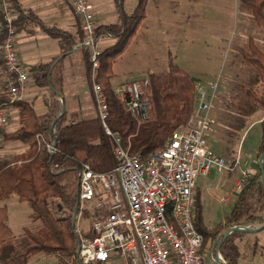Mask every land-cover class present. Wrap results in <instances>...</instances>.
<instances>
[{
	"label": "trees",
	"instance_id": "1",
	"mask_svg": "<svg viewBox=\"0 0 264 264\" xmlns=\"http://www.w3.org/2000/svg\"><path fill=\"white\" fill-rule=\"evenodd\" d=\"M123 1L116 0L121 10L119 22L99 25L97 28V34L111 35L116 38V42L101 52L96 83L102 87L107 98L108 126L120 134L124 147L131 155L145 161L164 147L174 131L188 123L195 108L197 83L180 66L170 63L166 74H148L150 83L147 92L151 104L149 120L139 124L126 110L114 91V63L130 47L146 19L149 0H137L135 9L129 15L122 11ZM11 3L18 13L15 21L17 32L29 20H37L32 13L24 16L18 0H11ZM244 5L250 10L255 24L264 29V0H244ZM72 46L73 43L69 44L66 50ZM240 54L245 63L257 70L260 80L264 82V51L250 39L248 49L242 50ZM49 68V65L34 68L40 86L47 84ZM89 71L91 73L90 61ZM247 93L264 110V96L253 89H247ZM0 104L7 109L17 108L21 123V127L14 132L3 131L2 140L18 141L28 147L23 153L0 159V203L16 196L21 203L29 205L31 218L42 225L35 232L25 229L22 239H15L8 224V208L0 204V264H29L31 258L40 253L55 256L59 264H76L74 256L77 242L72 219L77 201L78 171L84 164H89L96 172H112L116 161L112 154L111 139L106 135L98 116L70 123L62 119L55 122V117L39 116L29 102L23 99L12 101L5 92L0 93ZM51 142L56 143L54 154L47 148ZM263 153L264 122L259 156ZM256 196L259 197L257 204L261 203L264 186L260 167L238 196L225 222L211 228L204 221L201 194L196 192L194 224L204 237V251L210 250L216 255L219 250L224 264H239L241 253L235 241L240 232L225 238V230L245 225L253 220L254 215L255 220L259 219L257 215L264 208L259 211L256 205L254 207L252 200Z\"/></svg>",
	"mask_w": 264,
	"mask_h": 264
},
{
	"label": "built area",
	"instance_id": "2",
	"mask_svg": "<svg viewBox=\"0 0 264 264\" xmlns=\"http://www.w3.org/2000/svg\"><path fill=\"white\" fill-rule=\"evenodd\" d=\"M68 1L80 20L83 46L90 54L92 87L86 93L94 100L116 161L109 173L96 172L89 164L78 171L72 219L77 242L76 264H111L116 260L124 264H205L204 237L194 224L196 183L213 167L227 172L233 168L232 163L209 146L216 127L211 111L221 73L206 84L196 85L195 108L188 123L174 131L162 149L142 161L128 152L120 134L108 126L107 98L96 83L101 43L111 35L97 34L99 24L92 0ZM0 8L5 94L12 101L22 100L28 89L29 69L19 60L16 49L18 13L11 0H0ZM149 83V77L143 76L114 87L126 110L139 124L150 118ZM8 121V109L0 104V142ZM47 148L54 154L56 143H48ZM259 162L260 159L249 154L238 155L234 165L240 170L232 194L238 197L246 188L255 174L253 165L259 166ZM83 222L86 228L82 227Z\"/></svg>",
	"mask_w": 264,
	"mask_h": 264
},
{
	"label": "crops",
	"instance_id": "3",
	"mask_svg": "<svg viewBox=\"0 0 264 264\" xmlns=\"http://www.w3.org/2000/svg\"><path fill=\"white\" fill-rule=\"evenodd\" d=\"M92 1L99 25L116 24L119 22L121 10L116 0ZM132 1L124 0L122 3V11L128 15L133 12L137 5L133 4L132 12L126 11V4H129L130 7V2ZM166 1H148L147 17L141 24L130 46L136 44V42L143 41L146 43L151 40L153 35L150 32L155 25L156 36L154 40L160 41L161 37L164 36V30L166 31V27H168L169 18L182 21V23L177 21V25L172 24L174 27L173 32L178 34L174 40L181 39L180 41H184V39L189 37L190 32L193 35L195 34L196 30L193 25L201 14V4L196 0H170L168 3ZM18 2L24 16L32 13L37 17V20H29L25 27L17 32L16 37V49L19 60L29 69L28 89L23 100L29 102L39 116H54L55 122L62 119L65 123H70L96 117L97 110L94 100L91 95L86 93L89 89V51L83 46V33L80 28V20L74 14L69 1L18 0ZM166 5L172 6V9L166 11ZM151 10L154 11L155 25H150L149 23ZM244 14V12L239 10V14L232 26H224L222 29H216L212 32L216 38H214L215 42H213L210 48L212 53L208 55L206 61L209 68L204 74L191 75L185 70L197 84H206L218 74L217 72H224V76L222 75L223 78L221 77L219 84L221 88L222 79L223 82H226L231 73L233 75V73L237 72V65L240 64L238 58L239 56L242 57L241 51L248 48L249 35L251 33L255 35L254 40L257 46L256 41L258 40L264 44V37L259 38V35L264 36L263 29L252 27L251 31H249V29L244 28ZM246 16L252 18V15ZM247 19L249 24L250 19ZM251 20L254 24L253 18ZM180 29L182 31L181 34L179 32ZM65 36H68V38ZM115 42L116 38L109 36L102 41L101 49L110 47ZM71 43H73L72 48L66 50ZM261 50L263 51V49ZM40 65L50 66L48 82L44 86H40L37 83L36 72L34 71V68ZM3 72L4 65L0 57V93L5 92L6 78ZM147 73L155 74V71L150 69ZM234 78L238 79V75ZM130 80H132V77L121 81L119 84L127 83ZM255 91L264 96V82L260 80L259 74L256 73ZM222 95L221 90H217L214 108L211 111L212 117L216 120L218 134L210 138V148L218 156L228 161H233V163L238 155L243 156L245 153H250L255 156L259 154L264 110L257 104H255V107L250 106L247 103L248 99L244 102L240 101L237 95L233 97L234 103L231 102L229 104L225 101L227 97H223ZM8 113L9 121L4 131L11 133L19 129L21 123L17 108L10 107ZM11 121H13V127L8 131L7 128ZM233 133L237 135L234 139L231 137ZM21 146L27 148L26 145ZM25 151L26 149L21 153ZM239 170L240 167L233 164L232 170L228 172L229 178L234 177V184ZM202 179L203 177L196 183V189L200 192L201 198L202 190L204 189V186L201 184ZM6 200L8 199H5L2 203L4 204ZM262 232L260 240H256L258 244L261 243L260 246L263 250L259 251L255 249V252L249 253L248 258L256 259L259 256L261 258L264 257V229ZM249 235L252 236L253 233H248ZM249 263L263 264L254 259ZM239 264L241 263L239 262Z\"/></svg>",
	"mask_w": 264,
	"mask_h": 264
},
{
	"label": "rangeland",
	"instance_id": "4",
	"mask_svg": "<svg viewBox=\"0 0 264 264\" xmlns=\"http://www.w3.org/2000/svg\"><path fill=\"white\" fill-rule=\"evenodd\" d=\"M170 0H167L168 3ZM201 4L200 7V16L195 20V24L193 25L196 32L193 35L191 32L189 33V37L184 39V41H180L181 39H176L175 37L178 35L173 32V25H177V19H168V27H166V31L164 30V36L161 37V40L157 41L155 39V17L154 11L150 12V25H155L152 27L151 35H153L152 39L148 42L144 43L136 42L129 47V49L114 63V71L116 73V79L113 81L114 86H117L121 81H125L130 77L137 78L148 76L147 73L150 69L155 71L156 75H164L168 72V67L170 63L176 64L180 66L182 69L186 70L189 74H204L207 67L206 61L208 59V55L212 53L210 50L213 42H215L214 38L215 34L212 33L216 29H222V27L232 26L235 22L237 15L239 14V10L244 12V28L250 29L253 27H258L255 22L251 20L253 18L248 17L246 15H252L250 10L244 5V1L242 0H196ZM137 4V0H133L129 4H126V11L132 12L133 4ZM175 4V3H173ZM166 11L171 10L172 6L166 5ZM205 15V16H204ZM250 23L248 24V19ZM254 20V19H253ZM182 23V21H178ZM181 26V25H180ZM192 28V27H191ZM260 28V27H258ZM209 29V31H208ZM262 29V28H260ZM211 31V33H210ZM248 31V32H249ZM262 31V30H261ZM264 31V29H263ZM181 34V29L179 30ZM251 33V32H249ZM187 37V36H186ZM249 39L254 41L255 43V35L252 33L249 35ZM264 36H260L259 38H263ZM183 40V39H182ZM248 40V39H247ZM259 48L264 51V44L261 41H256ZM248 49V48H247ZM238 61L240 64L237 65V72L231 73L228 76L226 82L221 81V90L222 96L227 97L225 101L229 104L233 102V97L236 95L239 96L238 99L240 101H247L250 106L255 107V103L252 101L250 97L247 95V89H253L255 91V73L258 74L257 70L244 62L242 57L239 56ZM89 72V89L92 87L91 82V73ZM219 73V72H217ZM221 73V72H220ZM223 73V74H222ZM221 75L224 76V72ZM154 74V73H152ZM238 79L234 78L235 76ZM222 76V78H223ZM226 76V75H225ZM225 81V80H224ZM237 100V101H239ZM237 103V102H235ZM54 117V116H52ZM264 121V119H263ZM13 127V121L10 122L7 130H11ZM6 132V131H4ZM218 134L217 125L215 127V132L212 136ZM211 136V137H212ZM237 135L235 133L232 134V139H234ZM21 142L18 141H4L0 142V159L10 158L16 154L21 153L28 147H22ZM251 155L255 159H260L259 154L253 155L250 153H245ZM244 154V155H245ZM243 155V156H244ZM228 161V160H227ZM229 163H233V161H228ZM259 166L255 164L253 165V172H256ZM255 175V174H254ZM254 178V177H253ZM200 179V178H199ZM198 179V180H199ZM197 180V181H198ZM234 177L229 178L227 171H218L216 167H213L210 175L203 177L201 180V184L204 186L202 190V198L201 203L203 207V216L208 227L214 228L225 222L226 218L230 215L237 200V195L232 194V187L234 184ZM223 197H229L230 199L227 201H223ZM259 197L256 196L252 203L257 209L264 208V199L261 198V203L257 204V199ZM3 205V203H0ZM4 205L8 208L9 213V221L8 224L13 231V235L15 239L21 240L24 235V230L29 229L31 231H38L41 228L40 221H34L31 218V208L27 203H21L16 196L10 197L8 200L4 202ZM259 215V216H258ZM257 215L258 220H255V215L253 220L245 223V225H241L242 227L248 228H258L264 225V210ZM261 220L263 222L261 223ZM82 227L86 228V222L82 223ZM226 231V230H225ZM263 230L260 232L253 234L252 236H248V233L240 232V234L236 238V244L241 251V264H250L249 262L254 260L260 261L264 264V257L248 258L249 253L255 252V249L261 251L263 250L260 246L261 243L258 244V240L261 238V234ZM256 237V238H255ZM207 256L205 259V264H223L225 262L221 253L219 255L216 252V255H213L210 250L206 251ZM219 257V259H217ZM224 261V262H223ZM29 264H59L58 258L55 256H48L43 253L37 254L33 256L29 262ZM111 264H124L119 260L112 262Z\"/></svg>",
	"mask_w": 264,
	"mask_h": 264
},
{
	"label": "water",
	"instance_id": "5",
	"mask_svg": "<svg viewBox=\"0 0 264 264\" xmlns=\"http://www.w3.org/2000/svg\"><path fill=\"white\" fill-rule=\"evenodd\" d=\"M263 160H264V153L260 156V162H259V167L261 169V174H262V183L264 186V168H263ZM264 229V225L258 228H248V227H242V226H234L230 229H227L225 231V238H227L229 235H231L234 232H245V233H258L261 230ZM219 252V250H218ZM217 259H219V257H217ZM220 264V262L218 263Z\"/></svg>",
	"mask_w": 264,
	"mask_h": 264
}]
</instances>
